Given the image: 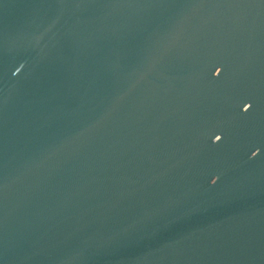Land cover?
<instances>
[{
    "label": "water",
    "instance_id": "95a60500",
    "mask_svg": "<svg viewBox=\"0 0 264 264\" xmlns=\"http://www.w3.org/2000/svg\"><path fill=\"white\" fill-rule=\"evenodd\" d=\"M0 264H264V0H0Z\"/></svg>",
    "mask_w": 264,
    "mask_h": 264
}]
</instances>
